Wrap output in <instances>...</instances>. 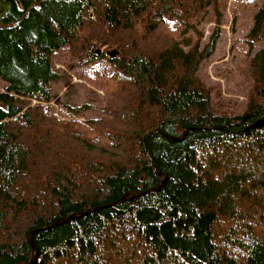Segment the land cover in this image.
<instances>
[{"label": "trees", "instance_id": "1", "mask_svg": "<svg viewBox=\"0 0 264 264\" xmlns=\"http://www.w3.org/2000/svg\"><path fill=\"white\" fill-rule=\"evenodd\" d=\"M219 1L0 0V264H264V0L234 115L198 77ZM65 48L93 104H53Z\"/></svg>", "mask_w": 264, "mask_h": 264}, {"label": "rangeland", "instance_id": "2", "mask_svg": "<svg viewBox=\"0 0 264 264\" xmlns=\"http://www.w3.org/2000/svg\"><path fill=\"white\" fill-rule=\"evenodd\" d=\"M257 6V0L219 1L221 26L218 42L214 53L200 66L198 77L210 90L213 106L220 113L227 115L242 113L250 94L251 86L241 75V68L247 55L244 40L252 25V14ZM207 17L199 24L202 33L201 45L207 43L215 28L211 13ZM156 34L159 37L168 36L161 27L156 30ZM176 39L177 37L171 38L173 41ZM105 53L116 54L115 51ZM53 63L60 76L59 80L52 83L54 105L62 102L73 107L88 104L93 101L87 97L89 91L103 95L102 90L89 82H86L83 88L78 87V81L82 82L78 77L83 72L82 64L78 61L76 66L72 67L74 62L66 48L60 51ZM3 86L0 82V90ZM91 117V113L86 112L81 120Z\"/></svg>", "mask_w": 264, "mask_h": 264}, {"label": "bare ground", "instance_id": "3", "mask_svg": "<svg viewBox=\"0 0 264 264\" xmlns=\"http://www.w3.org/2000/svg\"><path fill=\"white\" fill-rule=\"evenodd\" d=\"M114 53V52H113ZM114 59V58H113Z\"/></svg>", "mask_w": 264, "mask_h": 264}]
</instances>
